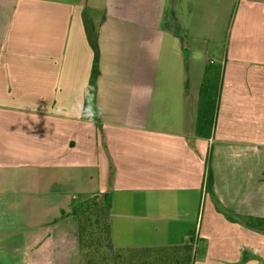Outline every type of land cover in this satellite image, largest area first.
Segmentation results:
<instances>
[{"label": "crops", "instance_id": "obj_1", "mask_svg": "<svg viewBox=\"0 0 264 264\" xmlns=\"http://www.w3.org/2000/svg\"><path fill=\"white\" fill-rule=\"evenodd\" d=\"M79 195L114 251L264 264V0H0V264H81Z\"/></svg>", "mask_w": 264, "mask_h": 264}, {"label": "trees", "instance_id": "obj_2", "mask_svg": "<svg viewBox=\"0 0 264 264\" xmlns=\"http://www.w3.org/2000/svg\"><path fill=\"white\" fill-rule=\"evenodd\" d=\"M88 31L89 39L96 49L90 82V89H95L100 74L97 38L92 30ZM214 80V77L211 79L208 77V81L204 84V91L214 89L216 86ZM108 206L107 199L88 195H79L77 202L72 206L70 215L77 220L79 225L81 264H105L103 258H107V255L114 257L115 261L121 260L122 264H192L193 250L197 243L194 232H189L184 242L178 246L121 252L109 249ZM138 254L141 255V260L135 261L134 258Z\"/></svg>", "mask_w": 264, "mask_h": 264}, {"label": "clouds", "instance_id": "obj_3", "mask_svg": "<svg viewBox=\"0 0 264 264\" xmlns=\"http://www.w3.org/2000/svg\"><path fill=\"white\" fill-rule=\"evenodd\" d=\"M192 59L194 61H203L205 59L204 54L200 50H193ZM59 110V109H58ZM73 112L77 116H81L83 118L88 119L90 122L94 121L97 112L93 109L91 98L89 97L87 107H84L82 104H77L73 107Z\"/></svg>", "mask_w": 264, "mask_h": 264}]
</instances>
